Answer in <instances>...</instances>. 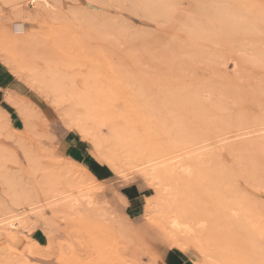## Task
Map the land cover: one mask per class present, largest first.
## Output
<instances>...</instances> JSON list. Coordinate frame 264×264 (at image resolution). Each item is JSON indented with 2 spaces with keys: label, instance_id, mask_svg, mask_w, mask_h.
Here are the masks:
<instances>
[{
  "label": "rangeland",
  "instance_id": "374dc122",
  "mask_svg": "<svg viewBox=\"0 0 264 264\" xmlns=\"http://www.w3.org/2000/svg\"><path fill=\"white\" fill-rule=\"evenodd\" d=\"M24 8L30 9L0 0V203L21 211L24 202L14 204L13 190L43 200L49 193L91 188L106 215L79 205L54 214L48 210L44 219L30 216L29 231L22 234L0 228V261L162 264L160 250L168 247L197 264H264V145L236 138L227 149L214 146L229 131L264 126V0H44L31 8L35 19L24 15ZM25 48L34 54L39 48L53 61L45 63L38 49L39 59L34 58ZM32 66L38 67L32 76L41 84L36 75L31 78ZM40 70L44 76H38ZM62 71L67 79L63 73L60 88L68 84L76 97L68 95L70 101L52 94L58 87L54 73L60 78ZM85 90L91 102L82 98ZM210 99L219 106L210 110ZM82 100L92 110L84 109ZM104 103L115 109L105 115L118 132L112 144H106L111 124L105 120L101 126L103 113L90 115L88 123L99 124L90 129L106 136L101 142H93L69 113L72 104L93 114ZM204 144L210 149L191 177H180L170 203L205 223L206 255L193 247L187 254L165 237L166 217L156 208L162 186L150 183L142 169L152 158H166L174 167ZM74 147L88 152L108 176L99 177L72 153ZM9 179L18 186L12 188ZM139 192L141 205L133 199ZM133 209L140 217L129 214Z\"/></svg>",
  "mask_w": 264,
  "mask_h": 264
},
{
  "label": "bare ground",
  "instance_id": "6f19581e",
  "mask_svg": "<svg viewBox=\"0 0 264 264\" xmlns=\"http://www.w3.org/2000/svg\"><path fill=\"white\" fill-rule=\"evenodd\" d=\"M44 0H31V1H27L26 2V0L24 1V3L26 4V6L27 7H30V9H27V8H24L25 10L23 11V13H24V15H27L28 17H31V18H33V19H35L36 17H37V15L38 14H36V13H31V8L32 9H36L38 6H40V4H41V2H43ZM135 2H136V0H135ZM24 3H21V0H12V4H19V5H21L22 6V4H24ZM134 3V2H133ZM81 16V15H80ZM98 30V29H97ZM99 31V30H98ZM95 33V32H94ZM99 33V32H98ZM100 35V34H99ZM101 36V35H100ZM102 39V41H103V38H101ZM83 42V41H82ZM76 44V43H75ZM107 44V43H106ZM110 45V44H109ZM78 47V46H77ZM35 47H33V49H34ZM33 49H27L28 50V52H27V50H26V48H25V51L27 52V54H30L29 53V51L31 52V56L33 57L34 55L36 56V54H37V49H38V54H37V56H39L40 58H42L43 56H44V54H45V56L43 57V59H44V61H45V59H47V61H45V63H49L50 64V62H51V60L49 61L48 60V58L49 57H47L46 56V54H48V53H41L40 52V50L41 49H39V48H36L35 49V54H34V52L32 53V51H33ZM80 49V48H79ZM88 49V48H87ZM47 51V49H44V51ZM107 50V49H106ZM25 51H23L22 50V53H24ZM43 51V50H42ZM79 51H81V50H79ZM112 51V50H111ZM21 53V52H20ZM43 55H41V54ZM35 56H34V58H35ZM36 56V58H38L39 59V57H37ZM76 56V55H75ZM114 56V55H113ZM45 57H47V58H45ZM50 57H51V54H50ZM28 58V57H27ZM53 58V57H52ZM87 58V57H86ZM42 59V60H43ZM50 59V58H49ZM89 59V58H88ZM14 60V59H13ZM25 60V59H24ZM31 60H32V58H31ZM41 60V59H40ZM21 62L23 61V57H21V60H20ZM19 61V62H20ZM33 61V60H32ZM31 61V62H32ZM53 61V60H52ZM21 62H20V65H21ZM43 62V61H42ZM146 62V61H145ZM29 66H30V64L28 63V62H26ZM139 63V62H138ZM141 63V62H140ZM35 64V63H34ZM33 65V64H32ZM42 65V64H41ZM46 66H47V64H45ZM80 65V64H79ZM82 65V64H81ZM84 65V64H83ZM141 65V64H140ZM22 66V65H21ZM27 66V65H26ZM25 66V67H26ZM37 66H39V65H37ZM51 66V65H50ZM45 67V66H44ZM48 67H49V65H48ZM47 67V68H48ZM66 67V66H65ZM89 67V66H88ZM110 67V66H109ZM169 67V66H168ZM173 67H174V65H173ZM32 68V71H31V78H33V77H35V73H34V76H32L33 74H32V72L33 71H35L34 69H36V68H38V67H31ZM141 68V67H140ZM143 68V67H142ZM51 69H52V67L50 68V70H49V68H48V70L49 71H47V74H48V72H50L51 71ZM66 69H68V68H66ZM179 69V68H178ZM184 69V68H183ZM31 70V69H30ZM37 71H38V69H36ZM42 70H40V72H41ZM44 71V70H43ZM42 71V73H39L38 74V76L39 75H41L42 76V74H43V76L45 75L44 73L46 72H43ZM171 71V70H170ZM61 72V71H60ZM65 72H67V71H65ZM65 72L64 71H62V76H60V78L58 77V75H59V72L57 73V72H55L54 73V79H58V80H60V79H64L65 80V76H63V73L65 74ZM51 73V72H50ZM50 73H49V75H50ZM87 73H88V70H87ZM55 74L57 75V76H55ZM53 75V74H52ZM51 75V76H52ZM66 75V79H67V74H65ZM78 75V74H77ZM98 75V74H97ZM41 76H39V77H41ZM89 76V75H88ZM94 76V75H93ZM62 77V78H61ZM43 78V77H42ZM45 78H46V76H45ZM50 77H48V80H50L49 79ZM92 78V80L94 79L93 77H91ZM34 79V81H35V79H37L38 81H39V83L42 81L41 80V78L39 79V78H37V75H36V78H33ZM57 79H56V81L54 80V83L55 82H57V83H55V87L56 86H58L57 87V89H54V87L52 86V88L54 89L53 90V92H52V94H54V95H56V97H58V98H61L62 100H66V99H68L69 98V101H70V98L71 97H67L68 95H70V96H72V97H74V98H76L75 96H73V94L70 92V90L72 89L70 86V88L68 87V84H63L64 85V87H61L60 88V86H61V84H62V81H61V83H60V81L58 82L57 81ZM90 80V79H89ZM33 81V80H32ZM44 82H45V86H46V83H47V81H43V83H42V85H44ZM52 82V81H51ZM64 82V81H63ZM65 83V82H64ZM38 84V83H37ZM41 84V83H40ZM60 84V85H59ZM96 84V83H95ZM41 85V86H42ZM52 85H54V84H52ZM102 85V84H101ZM165 85H167V84H165ZM39 86V85H38ZM40 86V87H41ZM162 86H164L163 84H162ZM44 87V86H43ZM70 89V90H68V88ZM49 88H50V90L52 91V88H51V86H50V83H49ZM60 90H59V89ZM65 88H67V90L65 89ZM99 88H100V86H99ZM166 88H168V86L166 87ZM214 88V87H213ZM213 88H212V90H213ZM65 89V90H64ZM170 88H168V90H169ZM209 89V88H208ZM168 90H167V92L166 93H168ZM171 90V89H170ZM182 90V89H181ZM184 90V89H183ZM182 90V91H183ZM207 90V89H206ZM212 90H211V92H212ZM72 91V90H71ZM173 91V90H172ZM186 91V90H185ZM99 92H101V91H99ZM177 92V90L175 91L174 90V93H176ZM184 92V91H183ZM187 92V91H186ZM213 92H214V90H213ZM212 92V93H213ZM173 93V94H174ZM181 93V92H180ZM180 93H179V95H180ZM185 93V92H184ZM212 93H210V94H212ZM178 94V93H177ZM209 94V93H208ZM215 94V93H214ZM97 95H99V94H97ZM96 95V96H97ZM100 95H102V94H100ZM171 95H172V93H171ZM182 95V94H181ZM80 96H82V95H80ZM90 96V92L89 91H86L85 90V92H84V94H83V96H82V98H87V100L88 99H90V100H88V101H90L91 102V98L89 97ZM178 96V95H177ZM98 97V96H97ZM182 97H184V95L182 96ZM187 97V96H186ZM73 98V99H74ZM174 98V97H173ZM179 98V97H178ZM181 98V97H180ZM209 98H211V97H209ZM97 99L98 98H94V100H96L97 101ZM184 99V98H183ZM203 99V98H202ZM72 100V99H71ZM75 100V99H74ZM87 100H82V102L84 103L85 102V107H84V104H82V102H80V101H77V103L78 102H80L81 104H82V107L84 108V109H86V110H92V107H91V104H89L88 102H86ZM94 100H92L93 101V103L95 104L96 103V101H94ZM110 100V99H109ZM181 100V99H180ZM200 100V99H199ZM210 100H212V99H210ZM98 101H101V100H98ZM163 101V100H162ZM176 101H177V98H176ZM206 101V100H205ZM75 102V101H74ZM103 102V101H102ZM108 102V101H107ZM182 102V101H181ZM180 102V103H181ZM204 102V101H203ZM211 102H213V103H211ZM217 102V101H216ZM216 102H215V100H212V101H210V103H208L210 106V110L211 109H215V105L218 107L219 106V104L217 103L216 104ZM98 103V102H97ZM97 103H96V106H97ZM102 104V103H101ZM105 105H104V109L100 106V104H98V107H96L95 105V107L97 108L96 110H95V112H94V110H93V114H92V112L90 111V113H89V111L87 112V113H84V112H86V110L85 111H83V110H81L82 108L81 107H79V108H81V109H79L78 108V106H80V105H76V107L79 109L78 110V112H76L77 111V108H76V110L74 109V105L72 104L71 105V107L69 106V113L72 115V117H73V120H74V123L77 125V126H79L80 127V129L81 130H83V131H86L87 133H89V134H91L92 136V141L94 142V141H98V142H101V138H103V136H104V134L102 135V130L100 131V129H99V132H101V134L99 133V135L98 134H95L94 135V133H93V129L91 130L90 128H92L91 126H90V128H89V126H88V123L91 121V118L93 117H95V114H96V116L98 115L99 117H102V113H103V117H104V120H100L101 121V126L103 125H105V123H108V122H110V121H108L109 119L106 117L105 118V115H108V113L110 112V109L111 110H115L114 108H113V106L112 107H108V109H107V106H108V104H106V103H104ZM183 104V103H182ZM214 104V105H213ZM88 105V106H87ZM89 105H90V107H89ZM184 105H186L185 103H184ZM193 105V104H192ZM206 105V104H205ZM204 105V103H203V106H205ZM212 105V106H211ZM73 106V107H72ZM186 106H188V105H186ZM186 106H185V108H186ZM197 106V105H196ZM202 106V103H201V106H200V108L202 107V110H203V108H205L206 109V106L205 107H203ZM88 107V108H87ZM191 107V106H190ZM212 107V108H211ZM99 108H101L100 110H99ZM192 108H194V107H192ZM196 108V107H195ZM194 108V109H195ZM198 108V107H197ZM93 109H94V107H93ZM184 109V108H183ZM193 109V110H194ZM208 109V110H209ZM105 110V112H102V111H104ZM191 110V109H190ZM198 110V109H197ZM208 110H207V112H208ZM209 110V111H210ZM99 111V113H96V112H98ZM113 111H111V112H113ZM166 111V110H165ZM192 111V110H191ZM205 112H206V110H204ZM117 114V113H116ZM116 114H115V116H116ZM92 117H91V116ZM97 116V117H98ZM97 117L95 118V119H97ZM109 117H112V116H109ZM100 119V118H99ZM102 119V118H101ZM94 120V119H93ZM107 122H106V121ZM103 121H105V123L103 122ZM95 122V121H94ZM102 122H103V124H102ZM112 122V123H111ZM110 122V126H109V130H111V136H110V138H109V140H108V142H106V144L108 143L109 144V142H113L114 141V139L113 140H111L112 138H114V137H117V135H118V132H117V130L116 129H114V127L116 128V126H115V123H113V121H111ZM92 124H93V122H92ZM91 124V125H92ZM95 124V123H94ZM97 125H99L98 123H97ZM96 124H95V126L94 127H97L98 128V126H97ZM93 127V128H94ZM101 128V127H100ZM94 129H96V128H94ZM98 130V129H97ZM102 137H101V136ZM105 138H106V136H104ZM104 138V139H105ZM241 139V140H243V141H245L246 140V138L247 139H253L254 141H251V142H254L255 144H257V145H264V126L263 127H260V128H257V129H255V130H250V131H246V132H243V133H239V134H235V135H232L231 134V131H229V133H226V134H223V135H220L219 137H218V140L215 142V145L214 146H216L217 148H219V149H227L230 145H232V143L231 142H233L235 139ZM107 139H108V137H107ZM115 140H116V138H115ZM103 141V140H102ZM112 142L110 143V144H112ZM210 147H211V145L210 144H204V145H200L198 148H196V150H193L192 152H189V153H186V154H184V156H186V157H190V159L188 160V161H184V160H187L186 159V157H185V159H182L181 161H180V163L179 162H175V165H174V167L172 166V161H169V160H165V159H163V161H161V160H154L153 158L152 159H148V163H146V166L142 169V173H143V176L146 178V179H148L149 180V182L150 183H155V184H160L161 186H162V190H163V192L164 193H162V195H160L161 197H159V198H161V201L158 203V206L159 207H156V208H159L158 209V211L159 212H162V218H163V213L165 214L164 215V221H166L165 222V226H166V229H167V231H165L166 232V236L165 237H167L168 238V240L171 242V244H172V246H174L176 249H178V250H180V251H185V250H187V249H189V248H191V247H193L198 253H201V252H203L204 253V255H206L205 253H206V245H204L205 243H204V241L206 240L205 238V234H204V227H205V223H204V221L202 220V219H198V220H196V219H194V220H192L191 219V217H189L188 216V214H186L185 215V213L182 211V212H179L178 210H177V208H173L172 206H171V204L170 203H172V202H174V200L172 201L171 200V197H173V198H176L175 196H172V194L173 193H176L177 191L175 190L176 189V187L178 188V193H179V184L177 183V182H179L180 180L179 179H181L182 178V176H185L186 178H189V177H191L192 176V174L194 173V170H195V167H196V165H197V162H198V160H200V156L201 155H203V153H204V151L205 150H208V149H210ZM168 159V158H167ZM175 158H171V160H174ZM178 159V157H176V159H175V161ZM2 167V166H1ZM3 169H5V168H3ZM5 175L4 176H6V172L4 173ZM181 177V178H180ZM1 178L3 179L4 177H2L1 176ZM8 178H10V177H8ZM8 178L6 179V180H4V181H7L8 180ZM47 178V177H46ZM172 179H174V180H178V181H172V183H171V180ZM14 180V179H13ZM12 180V181H13ZM182 180V179H181ZM12 181H11V179H9V181H8V184H10L9 182H11V184H12V188H15V186L14 185H17L18 186V184H16V183H12ZM15 181V180H14ZM45 181V180H44ZM45 182H48V181H45ZM173 182H176L177 183V186H176V184H174ZM5 183V182H4ZM49 183V182H48ZM183 184H184V182H182ZM181 183V184H182ZM5 185V184H4ZM20 185V184H19ZM181 186V185H180ZM22 187H24V186H20L19 188H22ZM8 188H10V186L8 187ZM101 188V186H98V187H96V189H100ZM23 189V188H22ZM182 190V189H181ZM16 191V190H15ZM14 190H13V199L12 200H14V204H15V202L16 203H18L19 204V206H20V204H23V202H24V205L25 206H23V209L21 210V211H18V210H13V211H10V210H7V209H5L6 207H7V204H6V207H4V205H5V203H4V205H3V203H0V228H3L4 230H5V228L6 229H8L11 233H23V232H26V231H29V228H30V226H31V224H32V221L31 220H29V217L30 216H36V218L37 219H44V218H46V215H47V213H48V210L49 211H51L53 214L54 213H60V212H63V211H71V210H74V209H77V207L79 206V205H81V206H83V209H84V211H87V210H89V208L91 209V210H94V212H96V214H97V210H98V213L101 215V213L102 212H100V208L98 207V205H99V203H98V205L96 204V201H95V198H93V196H92V193H93V189H91V188H80V189H77V191H75V192H63V194H50L49 193V196H47L46 195V197L43 199V200H38V197L35 199L34 198V196L35 195H33V196H31V194H30V192H28L29 193V195H24V194H22V193H20V192H15ZM178 193H177V195H178ZM181 194V193H180ZM174 195V194H173ZM172 198V199H173ZM3 201V200H2ZM23 201V202H22ZM171 201V202H170ZM22 202V203H21ZM105 204V203H104ZM17 206V205H16ZM2 207H4L3 209H2ZM10 207V206H9ZM18 207V206H17ZM97 207H98V209H97ZM8 208V207H7ZM11 209V208H10ZM14 209V208H13ZM7 210V211H6ZM102 210H104V208H102ZM104 212V211H103ZM105 213V212H104ZM107 213V212H106ZM106 214H104L103 215V213H102V216H105ZM193 218V217H192ZM121 223H123V222H121ZM117 227H118V222H117V224L116 223H114ZM119 225H120V221H119ZM124 225V224H123ZM122 226L120 225L119 226V230L120 229H122L121 228ZM165 229V228H164ZM126 231H128L127 229L126 230H124V232H126ZM119 232V231H118ZM131 232V231H130ZM121 233V232H120ZM131 242V241H130ZM0 264H8L6 261H4V260H1L0 261ZM217 264H224L222 261L221 262H218Z\"/></svg>",
  "mask_w": 264,
  "mask_h": 264
},
{
  "label": "crops",
  "instance_id": "0c3cea01",
  "mask_svg": "<svg viewBox=\"0 0 264 264\" xmlns=\"http://www.w3.org/2000/svg\"><path fill=\"white\" fill-rule=\"evenodd\" d=\"M74 148H72L73 150L72 153L76 155L78 158H81L85 164H88V167H90V169L93 170L99 177L106 178V176H108L109 174L108 170L98 164H93L90 161L89 153L86 152L82 147H74ZM138 191H142V190L138 188ZM143 197L144 196L140 194L139 192L138 196H136L135 194L133 199L135 200V203L138 202V205H141ZM128 212L132 217H135V218L140 217V214H142V213H137V210L135 209L130 210ZM157 240L158 239L155 237L154 241H157ZM160 246H164V244L161 243ZM160 251L163 256L162 264H193V262L196 261V259H193V262H192V260L189 257H187V255L180 254L179 252H177V250H174L172 248L165 247L163 248V250H160ZM185 253H187V251H185ZM195 264H197V262H195Z\"/></svg>",
  "mask_w": 264,
  "mask_h": 264
}]
</instances>
